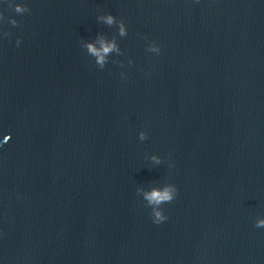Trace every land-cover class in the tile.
Here are the masks:
<instances>
[{
	"label": "water",
	"instance_id": "95a60500",
	"mask_svg": "<svg viewBox=\"0 0 264 264\" xmlns=\"http://www.w3.org/2000/svg\"><path fill=\"white\" fill-rule=\"evenodd\" d=\"M14 2L31 12L0 0V264H264V0ZM99 36L123 53L103 70L82 47ZM165 183L157 225L136 190Z\"/></svg>",
	"mask_w": 264,
	"mask_h": 264
},
{
	"label": "clouds",
	"instance_id": "9594fccd",
	"mask_svg": "<svg viewBox=\"0 0 264 264\" xmlns=\"http://www.w3.org/2000/svg\"><path fill=\"white\" fill-rule=\"evenodd\" d=\"M5 3H7L8 7L13 9L16 14L23 15L31 12V9L26 4L15 3L14 0H5ZM4 19V14L0 12V21H3ZM97 20L99 22H103L109 27L116 26L118 29L117 35L119 37H126L128 34L125 22L122 19H117V17L110 13L99 15ZM8 23L13 27L18 25V21L15 18H10ZM2 35L7 38L11 35V33L3 32ZM20 43L21 40L17 39L16 46L19 47ZM97 44L99 47H97ZM82 47L86 50L87 55L94 58L95 65L100 70H103L106 64L109 63V57L111 54L115 53L118 56L123 54L117 44L116 36H113L110 40L104 36H99L95 42L82 43ZM147 51L157 55L161 54V48L155 42L147 45ZM128 63L131 64L132 61L129 60ZM10 138V136H5V142L10 140ZM138 138L140 141L146 140L148 138L147 132L141 131ZM147 158L155 165L162 163V158L158 155L153 154ZM170 167H172V165H170ZM136 191L138 195L142 196L146 207L151 209L153 223L157 225L164 223L168 219V216L165 214L162 206L170 204L176 199L178 195V188L176 185L174 183H165L162 186H153L148 190L137 188ZM254 227L257 229H264V218L257 217Z\"/></svg>",
	"mask_w": 264,
	"mask_h": 264
}]
</instances>
